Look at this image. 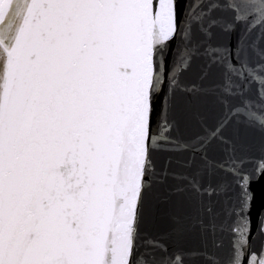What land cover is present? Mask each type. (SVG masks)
Instances as JSON below:
<instances>
[{"label":"snow or ice","instance_id":"snow-or-ice-1","mask_svg":"<svg viewBox=\"0 0 264 264\" xmlns=\"http://www.w3.org/2000/svg\"><path fill=\"white\" fill-rule=\"evenodd\" d=\"M0 264H264V0H0Z\"/></svg>","mask_w":264,"mask_h":264},{"label":"water","instance_id":"water-1","mask_svg":"<svg viewBox=\"0 0 264 264\" xmlns=\"http://www.w3.org/2000/svg\"><path fill=\"white\" fill-rule=\"evenodd\" d=\"M254 187H256L257 191H259V185H255Z\"/></svg>","mask_w":264,"mask_h":264}]
</instances>
